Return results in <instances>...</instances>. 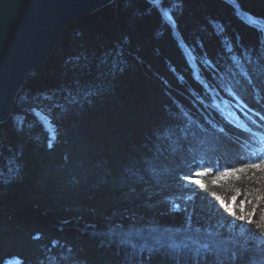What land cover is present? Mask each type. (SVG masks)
Listing matches in <instances>:
<instances>
[{"label":"trees","instance_id":"16d2710c","mask_svg":"<svg viewBox=\"0 0 264 264\" xmlns=\"http://www.w3.org/2000/svg\"><path fill=\"white\" fill-rule=\"evenodd\" d=\"M263 149L264 0H114L0 123V264H264Z\"/></svg>","mask_w":264,"mask_h":264},{"label":"water","instance_id":"95a60500","mask_svg":"<svg viewBox=\"0 0 264 264\" xmlns=\"http://www.w3.org/2000/svg\"><path fill=\"white\" fill-rule=\"evenodd\" d=\"M114 0H0V123L14 109L27 75L46 63L68 23Z\"/></svg>","mask_w":264,"mask_h":264},{"label":"snow or ice","instance_id":"6c2138e0","mask_svg":"<svg viewBox=\"0 0 264 264\" xmlns=\"http://www.w3.org/2000/svg\"><path fill=\"white\" fill-rule=\"evenodd\" d=\"M157 3H158V0H153V4H154V6H155ZM162 14L166 15V13H163V10H162ZM50 146H51V145H50ZM261 164H264V158L259 159V162L249 160V161L246 162V164L244 165V167H247V168H253V169H259ZM199 167H200L201 170H194V171L191 173V175L185 177V180H186L187 182H189V183L194 182V183H196L197 185L202 186L201 181H200L199 179L193 181V180H192V176L203 177V176H207V175H209V174L212 173L213 171H216L217 174H218L219 176H226V175H228L230 172H241V171L244 170L243 168H239V169H238V168H234V167H233V168L225 167V168H224V171H223V172H220V171H219V166H218V165H217V166H212V165H203V164H202V165H200ZM213 182L215 183V181H213ZM235 201H236V196H233V197H232V201H231V203L226 204V205H224V204L221 205L222 207H225V209L228 211V214H229V215H232L234 218H236V217H235L234 207H233L234 204H235ZM248 203H251V201H248ZM243 204H244V201H241V211H243ZM175 207H178V206H175ZM252 215H255V207L253 208ZM239 219H240L241 221H244V220H245V216H244V215H241V216L239 217ZM247 222H248V223H251V219H248ZM257 243H258V246L264 245V240H260V241H258ZM133 247H134V245H133ZM203 247H204L206 250H207V248H208L207 245H204ZM233 259L235 260V257H234Z\"/></svg>","mask_w":264,"mask_h":264},{"label":"rangeland","instance_id":"374dc122","mask_svg":"<svg viewBox=\"0 0 264 264\" xmlns=\"http://www.w3.org/2000/svg\"><path fill=\"white\" fill-rule=\"evenodd\" d=\"M37 114H38L39 118L45 123L46 127L50 130L51 137H53V135H54L53 134V128H52V125H51L49 119L39 111H37ZM17 262H18L17 258H10V259L6 260L3 264H17Z\"/></svg>","mask_w":264,"mask_h":264}]
</instances>
